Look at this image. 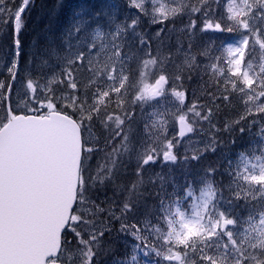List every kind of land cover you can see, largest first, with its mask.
I'll list each match as a JSON object with an SVG mask.
<instances>
[{
  "label": "snow or ice",
  "instance_id": "1",
  "mask_svg": "<svg viewBox=\"0 0 264 264\" xmlns=\"http://www.w3.org/2000/svg\"><path fill=\"white\" fill-rule=\"evenodd\" d=\"M220 3L129 0L134 16L120 23L110 16L103 25L101 13L90 19L73 11L60 37L34 39L25 52L34 0H0V30L15 49L11 82H0V264H142L138 253L143 264H264V0H225V14L215 19ZM198 20L200 32L238 34L225 57L196 48ZM145 24L159 27L149 32ZM174 31L187 45L177 37L175 48L165 49ZM150 70L158 78L141 87ZM194 75L203 103H187L184 81ZM169 93L178 102L173 114L158 107L157 98ZM235 98L242 111L219 126L217 114ZM149 101H156L148 105L154 112L144 115ZM170 115L180 139L167 137ZM205 123L206 139L184 141ZM225 132L254 138L235 163L225 157L223 172L222 163H210L203 176L177 184L171 168L167 176L149 171L217 154ZM98 152L103 160L93 168ZM114 232L133 238L123 256Z\"/></svg>",
  "mask_w": 264,
  "mask_h": 264
},
{
  "label": "trees",
  "instance_id": "2",
  "mask_svg": "<svg viewBox=\"0 0 264 264\" xmlns=\"http://www.w3.org/2000/svg\"><path fill=\"white\" fill-rule=\"evenodd\" d=\"M77 1L78 0H34V4L31 7V10L27 17L29 20V24H28L27 29L23 33V44H24L25 52H27L31 48L32 42L34 39H39L41 42H43L48 39L60 37L62 34L60 28L61 26L65 27V25L62 24V22L66 20L65 12L68 11L69 9H72L74 5L77 3ZM83 1L85 2L83 4L86 5L87 0H83ZM218 9L219 10L224 9V1L220 3V6L218 7ZM43 13H45V15H43ZM187 19L188 18L183 17L181 18V20L176 21V27L186 24ZM43 36L45 37L44 39H43ZM216 36L222 38L227 43H231L232 41H234V39H237L238 34L218 32ZM177 37L181 39V35L166 38L165 39V49H167L168 47H172L174 49L177 43ZM0 45H1L2 53L4 54L7 51L14 49L13 44H12V38L7 33V30H1L0 32ZM153 46L156 48L157 44L155 43ZM198 47L199 46H196L197 49H199ZM200 47H203V45H201ZM209 53L211 57L212 54L210 50H209ZM200 59L202 61H209V58H205V57H201ZM21 67L22 68L24 67L23 59H21ZM0 69H4L2 64L0 65ZM9 79H10L9 77H5L4 82L6 83ZM198 79H199V75H194L191 81L185 80L184 87L187 90V96L188 98H190L191 102L195 99V96H198L197 98H199V102L203 103L205 98L202 92L199 90V85L201 84V82ZM193 91H195V96H192ZM240 111H242V104L238 98H235L233 99V106L231 108L223 109L220 113L217 114L216 121L218 122V125L222 126L223 122L226 119H230L236 116V114ZM140 112H141L140 108L137 106L136 114H137L138 120L140 118L139 116ZM194 127L196 128V132L198 131V132L203 133L205 138H207L208 125L206 123L203 125L204 131L200 130L199 125H194ZM255 131H256V128H253L252 133L254 134ZM93 134L95 136L101 135L100 130L98 128L93 129ZM220 135L222 136L223 141H224L223 145L220 148V152H222L223 157H224L222 161H219L216 159V154H208L205 159L201 160L198 163L192 162L187 167L182 164H177L173 166L167 165L162 168L159 164H157L156 166H154V168L150 169L149 171L150 172H163L167 176L169 175V168H171L170 175L172 176V178H174L177 184H182L185 180V177H187L188 179H192L193 177L199 178L203 176V169L207 167V165L210 163L220 162L222 163L223 168H226L227 162L225 160V157H227L228 159H231L235 163L238 153L241 152L242 150L247 149L249 147L250 141H252L254 138L251 136L252 134H249V133H245L243 135L239 133H235V134L230 135L229 133L225 132V133H220ZM233 140H235L236 142L232 143ZM100 146L103 147L102 139L100 141ZM179 151L183 153L184 150L180 148ZM98 153H96L93 156L92 160L90 161L93 168H95V165L98 161L102 162L103 160L104 153L102 154H98ZM133 165H134V162H133ZM131 171H132V166H129L128 168L129 176L127 177L129 179L132 178L130 175ZM216 179L217 180L223 179L225 183L227 182L226 176L221 177L220 175H217ZM108 194L111 195V192H109ZM148 207L149 208L153 207V201L151 200L148 201ZM240 215L246 216L247 215L246 210H240ZM115 228L118 229L119 224H116ZM113 236L115 238V247L117 249L116 254L117 256H123L126 250L125 243H124V241H126V235L123 233L114 232Z\"/></svg>",
  "mask_w": 264,
  "mask_h": 264
},
{
  "label": "rangeland",
  "instance_id": "3",
  "mask_svg": "<svg viewBox=\"0 0 264 264\" xmlns=\"http://www.w3.org/2000/svg\"><path fill=\"white\" fill-rule=\"evenodd\" d=\"M224 1V9H225V0H221V3ZM87 4H83L85 3L83 0H78L77 3L74 5V7L72 9H69L68 11L65 12V18L66 20L64 22H62V24L65 25L64 26H61L60 30L61 32L63 33L67 26L69 25V23L71 22V19H72V14H73V11H80L81 9L85 10L88 15H89V18H95L96 17V13H101L100 17L98 18L100 23L103 25V24H106L107 21H108V18L111 16V17H114L115 18V22L116 23H120V22H123L125 19H127L128 17L130 16H134L136 13H137V9L135 8H132L129 6V0H87L86 1ZM220 6V5H219ZM224 9H221L219 10L218 8H216V16L214 17L215 19H219L221 16H223L225 14V10ZM220 13V14H219ZM41 15V14H39ZM43 15H45V13H43ZM187 18V16H185ZM178 20H181V18H177L176 21ZM185 20V19H184ZM186 21V20H185ZM27 22L29 24V20L27 18ZM201 21L198 20L197 21V24H198V28L193 36V42L196 46H199L198 48H201L200 46L203 45V46H207L209 48V50L211 51V58H214V57H217V56H220V57H225L226 56V51L225 49L231 44L233 46H235L236 44V40L238 39H234V41H232L231 43H227L225 40H223L222 38L216 36V34L218 32H214V31H208V32H200L199 31V25H200ZM95 25H93L94 27ZM115 25H113L114 27ZM144 27L149 31V32H154L155 28L159 27V25H147L145 24ZM168 27L171 28L172 25L171 24H168ZM183 27V25L179 26V27H176L177 29ZM107 30V29H105ZM1 32V30H0ZM163 35V34H162ZM170 37H174V36H177V35H181V41L187 45V42H188V38L187 36H185L183 33H180L179 31H174L172 33L169 34ZM199 39H198V38ZM45 37L43 36V39ZM42 39V40H43ZM156 42H154L155 44ZM153 44V45H154ZM153 48H155L153 46ZM15 50L12 49L10 51H7L5 54L2 53V49H1V45H0V65L2 64L3 65V68L4 69H0V82H4V79L5 77H9L10 78V74L8 73V67L10 66L11 64V61L15 58ZM209 61H203V63L207 64L209 63ZM169 72H171L173 69L171 66H168V69H167ZM200 75H203L200 74ZM200 75H199V81L202 83L201 79H200ZM24 76V72L23 71H20L19 72V77H23ZM19 77H18V80L16 82V90L19 92L22 90V85L21 83L19 82ZM155 78H158V77H154L151 73V70L149 71V74L146 75L140 86L143 87L144 85H151V84H154V81H155ZM205 80H207V77L205 76L204 77ZM11 82V78L6 82V83H10ZM5 83V82H4ZM43 83V81L41 82ZM170 84H171V81H170ZM177 85H178V82H177ZM166 89L169 87V86H165ZM193 96V95H192ZM198 96H195V99L197 98ZM159 100V109L160 111H164L165 108H167L168 112L170 114H173L176 112V105L178 104V102H175L174 101V98H172L170 96V93L168 94V98L165 99V98H160L158 97L157 98ZM13 100L16 101V103H20L21 100H22V97H19V96H13ZM156 101H149L148 104H145V112H144V115H147L148 113H153L154 112V108L153 107H149L148 105L149 104H155ZM187 103H191L190 101V98H188V101ZM23 107V105L21 104V108ZM140 118L141 119V112H140ZM191 116L189 118V122H191ZM177 122L176 120H173L171 118V115L169 116V122H168V126H167V137L169 139H171L173 136H175L177 139H180L178 137V129H177ZM200 128V126H199ZM255 128V127H254ZM94 135V134H93ZM95 136V135H94ZM253 137V135H251ZM189 138H191L192 140H202V139H206L204 134L201 133V132H193V133H190V136L188 138H185L184 141H187ZM159 147H162L163 146V140H161L158 144ZM182 150H184V147L182 146L181 147ZM103 152H100L98 154H102ZM216 159L219 160V161H222L224 159L223 157V154L222 152H220V150L218 151V153L216 154ZM173 166V165H171ZM221 172L223 170V167H221ZM127 242L129 245L131 243H133V238L131 236H126V241H124V243ZM126 251H130V248L125 250L124 254L126 253ZM138 257L141 259L142 261V264H143V260L146 259L142 256V253H138ZM106 264H112V261L111 259H109Z\"/></svg>",
  "mask_w": 264,
  "mask_h": 264
},
{
  "label": "water",
  "instance_id": "4",
  "mask_svg": "<svg viewBox=\"0 0 264 264\" xmlns=\"http://www.w3.org/2000/svg\"><path fill=\"white\" fill-rule=\"evenodd\" d=\"M179 130H180V125H179V122H178V136H179ZM190 136V133H188L185 137H184V139L185 138H188ZM180 138V137H179Z\"/></svg>",
  "mask_w": 264,
  "mask_h": 264
}]
</instances>
